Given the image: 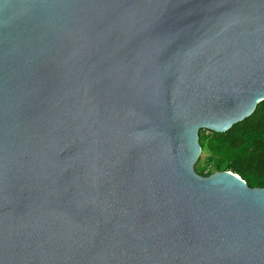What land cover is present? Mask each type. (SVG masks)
Segmentation results:
<instances>
[{"label": "water", "instance_id": "water-1", "mask_svg": "<svg viewBox=\"0 0 264 264\" xmlns=\"http://www.w3.org/2000/svg\"><path fill=\"white\" fill-rule=\"evenodd\" d=\"M263 100L264 0H0V264H264V188L194 168Z\"/></svg>", "mask_w": 264, "mask_h": 264}, {"label": "trees", "instance_id": "trees-1", "mask_svg": "<svg viewBox=\"0 0 264 264\" xmlns=\"http://www.w3.org/2000/svg\"><path fill=\"white\" fill-rule=\"evenodd\" d=\"M199 144L201 154L194 166L199 175L230 171L249 187L264 188V100L224 133L201 129Z\"/></svg>", "mask_w": 264, "mask_h": 264}]
</instances>
